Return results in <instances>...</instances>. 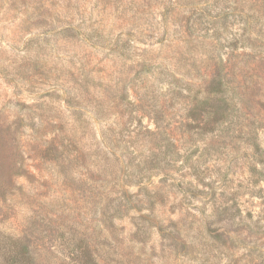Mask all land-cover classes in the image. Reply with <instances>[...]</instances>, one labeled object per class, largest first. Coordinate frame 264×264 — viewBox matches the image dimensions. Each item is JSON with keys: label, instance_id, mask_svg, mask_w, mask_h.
<instances>
[{"label": "rangeland", "instance_id": "rangeland-1", "mask_svg": "<svg viewBox=\"0 0 264 264\" xmlns=\"http://www.w3.org/2000/svg\"><path fill=\"white\" fill-rule=\"evenodd\" d=\"M188 33L199 42L176 41ZM230 44L245 45L244 63H227L241 116L212 131L205 55ZM209 106L214 122L224 107ZM156 124L163 138L141 142ZM103 135L135 151L125 164L156 144L162 158L169 137L178 152L123 219L108 195L141 189L123 185ZM252 138L264 149V0H0V264H264V228L248 220L264 225ZM235 197L237 220L236 208L208 218Z\"/></svg>", "mask_w": 264, "mask_h": 264}, {"label": "trees", "instance_id": "trees-1", "mask_svg": "<svg viewBox=\"0 0 264 264\" xmlns=\"http://www.w3.org/2000/svg\"><path fill=\"white\" fill-rule=\"evenodd\" d=\"M195 5V4H194ZM193 6V4H192ZM198 7V6H195ZM195 7L192 9L193 13H196ZM163 9L165 11H168V9L163 5ZM200 14V13H199ZM203 16H208L206 14H201ZM162 17L165 19V14H162ZM189 23V20H188ZM164 24V23H163ZM189 29V28H188ZM180 34V32H178ZM182 34V33H181ZM200 37H195V34L193 33H188L187 37L184 38L183 35H178L177 37V42L181 44H188L191 43L193 39L196 40V42H199ZM206 38V37H205ZM215 41H217V38H214ZM245 41V40H243ZM180 44V45H181ZM245 48V45H243L242 49H239L235 45H229V46H222L218 48L215 51L210 50L209 55H205V57H209L212 60H215V63L213 65L214 68V73L212 75V78L210 82L206 85L204 88V91L202 93V99H201V104L202 107H200V116L203 119V123L205 126H210L212 125L211 130L212 131H219V132H224L225 129L228 126H232L235 123V119H239L241 116V111H242V106H243V89L242 86H240L239 83H234V81L229 79L228 76V59L230 61L233 59H241V61L238 64H243L244 59L246 58L245 51L243 50ZM241 50V51H240ZM215 53V55H213ZM225 56H227V60L225 61ZM204 57V54H203ZM241 70V69H240ZM211 100L220 102L224 107V112L223 114L220 115V117H217L214 122L209 121V117L211 115H216V112L209 106V102ZM80 116L83 115L81 111ZM104 118V117H103ZM101 115H98L97 120L98 121H103L107 123L106 119H103ZM194 118V117H193ZM162 130L158 124H156V129L155 131H146V133L139 134L141 136V142L144 141L145 138L148 137V139L151 140H157L158 138H163ZM152 136V137H150ZM253 142L251 143L252 150L254 152V157H264V149L261 147L262 145L257 142V138H252ZM106 137L103 135V141L105 142V145L107 146V154L110 156H115L117 160H122L124 164V175L123 178L121 179L123 182V185H127L130 187H140L141 192L137 194H133L130 191H124L120 195H108V198L110 199L109 206L113 204H118V208L116 209L117 215L116 218L118 219H123L127 215L131 214L132 211L135 213H140L141 208L144 206L143 202L146 200L151 201L152 198V190H149L147 187V182L150 181V179L153 178V172L158 168L159 165L164 164L166 166V170L168 171V174H170L171 170H173L176 166V164L179 162V159L177 158L178 152L174 151L175 146L173 143L174 140H172L170 137L168 139V147H166L168 150H166L164 153H162V158L159 159L158 154L156 152H162V147L160 145L156 144L155 146L153 145L152 148L149 149L148 155L143 157L144 155L141 154L138 157L129 159L127 164H125V160L128 158V156L132 155L134 152H130L129 146L126 147H121L119 150V142H114L115 139L110 140L109 142L107 141ZM150 142V141H149ZM144 146V144H142ZM133 148V147H132ZM134 149V148H133ZM264 164V161L259 162L255 161L253 163V167L256 170L259 164ZM130 166L133 168L131 172V176H129L127 173L128 169ZM175 174V172L173 173ZM128 178L125 180V178ZM118 179V178H117ZM261 181L260 179H258ZM147 188V189H146ZM146 189V190H145ZM144 192H143V191ZM234 206L230 207H225L224 210L222 208V204H219L218 207L212 210L211 215L208 218H213L216 216L218 213L220 214H226L229 212L231 209H235V214L231 216V219L233 221L237 220V213L239 215L242 214V203L240 197H235L234 199ZM226 202H224L225 204ZM151 205L153 203L151 202ZM123 208V209H122ZM221 211V212H220ZM109 210H107V215L108 219H111V217L108 215ZM144 218V217H143ZM220 219V221H222ZM248 220L250 222V225H254L256 227L262 228L263 226L260 227L261 225V220L260 218L254 215L253 211H249L248 213ZM260 235H264V231H259Z\"/></svg>", "mask_w": 264, "mask_h": 264}]
</instances>
